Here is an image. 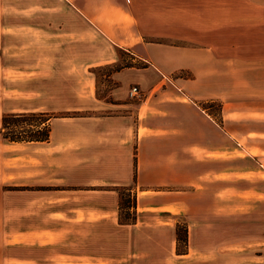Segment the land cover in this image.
<instances>
[{
	"label": "crops",
	"instance_id": "obj_1",
	"mask_svg": "<svg viewBox=\"0 0 264 264\" xmlns=\"http://www.w3.org/2000/svg\"><path fill=\"white\" fill-rule=\"evenodd\" d=\"M5 5L0 0V16ZM43 8L50 15L34 22L36 30L27 33V45L13 48L12 59L0 44V129L6 111L43 110L46 100L54 102L52 110H68L62 98L68 96L69 18L76 25L71 55L79 71H84L79 63L86 29L112 49L109 61L94 64L116 62L118 50L129 54L130 63L113 75L112 100L95 97L94 109L100 111L85 117L90 119L84 133L95 141L93 159L86 154L75 162L62 158L60 176H53L51 162L44 159L43 174L30 167L27 183L12 184L28 185L29 213L36 217L30 231L77 232L75 264H264V209H241L236 222L223 217L229 216L227 208L220 210L221 218L210 211L204 223L189 228L186 252L178 251L175 222L186 205L195 209L205 200L206 206L211 194L191 187L208 183L202 173L213 164L223 167L230 141L264 160V92L242 91L248 86L243 78L230 82V73H252V87L264 88L255 78L264 79V0H55ZM53 8L59 15H52ZM135 84L142 91L137 103L129 96ZM91 88L82 95L91 99L96 93L94 84ZM208 100L219 102L218 120L201 108ZM8 143L0 140V264L8 263L5 151L22 149L11 146L20 142ZM101 150L107 154H97ZM214 152L221 156L210 157ZM130 185L137 220L113 223L116 188ZM52 206L75 222L36 223L37 216L52 215ZM102 215L112 222L100 223ZM31 240L40 244L38 236ZM55 257L65 262L69 255Z\"/></svg>",
	"mask_w": 264,
	"mask_h": 264
},
{
	"label": "rangeland",
	"instance_id": "obj_2",
	"mask_svg": "<svg viewBox=\"0 0 264 264\" xmlns=\"http://www.w3.org/2000/svg\"><path fill=\"white\" fill-rule=\"evenodd\" d=\"M28 2H30V0H5L6 7L1 10L0 17L2 23L0 25V34L2 38L0 44L6 49L5 57L8 59H12L13 48L19 47L20 42L27 45V33L35 31L38 26L35 25L34 22H43L44 16L50 15V13H46V10L43 8L45 3L55 5V0H36V4L32 7L17 6V4L27 6ZM59 13V9L53 8L52 15H59ZM69 20L70 66L67 82L68 96L66 98L63 96L62 98L63 101H67L68 110H52L51 108L54 107V102L51 103L47 100L45 102L43 101L44 103L42 105L46 109L34 111H46L53 114L54 117L50 120L51 132H53V134H50L49 140L47 142L14 143L11 144V146L21 145L22 149L9 150L6 148L5 151L6 183H10L6 186V189L10 190V194L6 196L5 200V233L7 237L6 260L9 264H31L30 258H32L34 260L33 262H36V264H75L72 263L75 259L72 256L76 255L77 250L72 245L75 244L77 232L35 233L30 231L35 224L34 220L36 217L29 213L28 185L24 184L26 186H17V188L12 184L27 183L30 167L37 168V175L43 174L45 170L43 168L45 166L44 159H48L51 162V164L48 163L47 165L53 167V176H60L62 158H66L70 162H75L77 159H82L86 154V157H91L90 159H93L94 156L92 157L90 154L95 141L91 135L84 133V128L82 126L90 119L85 117H91L93 113H99L100 110L94 109L96 104L95 97L97 99L112 100L110 92L116 85V80L113 75L116 71L120 70V68L130 63L129 54L125 51L118 50L116 52L119 60L116 62H105V64L101 66L94 64L104 58H107L109 61L108 56H110L112 49L99 34L91 29H86V38L83 42L84 44H81V49L84 50L85 56L79 63L84 71H79L78 67H76V56L71 55L72 53H76L75 51L77 48V41L74 39V37H76L74 34L76 25L72 23L71 18H69ZM40 25L44 24L42 23ZM103 54L105 55L103 56ZM237 74H239L240 78ZM258 76L259 74H257L255 78L264 81L263 78ZM242 78L244 83L248 85L246 88H241L242 91L244 90L249 94L260 91L264 92V88L252 87L254 80L252 73H230V82ZM10 83H12V80H10ZM82 83H84V86ZM93 84L96 93L94 95L91 93V99L87 96H83L88 94V87L91 88ZM235 89L238 91V88ZM229 90L230 92L233 91L232 88ZM9 98L11 101H17V98L15 100L13 97ZM139 98L141 97H134L132 101L137 103L140 100ZM21 99L28 101L29 98L24 97ZM39 102H42V100ZM12 104L13 106L15 105L13 102ZM38 106L41 107V105ZM200 106L201 108H206V111L218 120L217 115L220 107L218 101L208 100L201 103ZM5 113H10V111H6ZM1 139L0 135V140ZM5 143L10 144L6 141ZM39 149H43L47 152L30 151H37ZM97 154L107 153L101 150ZM209 156L217 158L221 156V153L214 152ZM224 160L226 162L223 163V167H221L218 162L217 165L213 164L211 170L202 173L205 179L209 180L206 185L198 183L196 186L191 187H196L195 189L198 190V192H207L211 194L212 197L209 198L208 196L206 206L204 203L205 200L200 201L202 205L198 204L195 209L188 208L186 205V210L181 212L175 219L176 230H178L180 237L178 249L187 248L186 244L189 228L196 223H204L210 211H212L213 214L219 215L222 208H227L229 210V216L225 215L223 217L230 218L232 222H236L238 217L237 214L240 213L239 211L241 209H264V160L249 156L237 150L231 141L228 156H226ZM127 188L132 189L133 185ZM51 203L58 202L56 199H53ZM50 214L52 215L37 216L38 221L36 223H41L42 225L50 223L59 225L62 222L71 223L74 221L71 219V215L69 219L63 217L59 212V207L57 208L56 206H52ZM219 216L218 218H221V216ZM79 219L82 220V216H80ZM136 220L137 211L133 223H135ZM111 222L112 220H110L109 216L102 215L100 218V223L102 224ZM115 222L120 223L119 209L117 219L113 223ZM106 233L107 232H102V234ZM34 236L39 237L40 244L32 242L31 238ZM64 236L68 237L70 242H64ZM44 237L51 242L46 244L47 241L44 240ZM184 238H186V244L183 242ZM60 252L69 255V258L66 259L65 262L55 257ZM8 258H10V260Z\"/></svg>",
	"mask_w": 264,
	"mask_h": 264
},
{
	"label": "trees",
	"instance_id": "obj_3",
	"mask_svg": "<svg viewBox=\"0 0 264 264\" xmlns=\"http://www.w3.org/2000/svg\"><path fill=\"white\" fill-rule=\"evenodd\" d=\"M53 114L46 111L4 113L0 135L6 142H47L51 134L50 120ZM119 222L133 223L136 218V193L131 188L118 187ZM177 239L180 240L178 230ZM186 244V238L183 239ZM187 245V244H186ZM187 248L178 249L186 252Z\"/></svg>",
	"mask_w": 264,
	"mask_h": 264
},
{
	"label": "built area",
	"instance_id": "obj_4",
	"mask_svg": "<svg viewBox=\"0 0 264 264\" xmlns=\"http://www.w3.org/2000/svg\"><path fill=\"white\" fill-rule=\"evenodd\" d=\"M130 97H142V91L138 85H132L129 90Z\"/></svg>",
	"mask_w": 264,
	"mask_h": 264
}]
</instances>
